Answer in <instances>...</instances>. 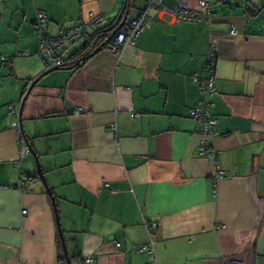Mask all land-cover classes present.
Listing matches in <instances>:
<instances>
[{
    "label": "crops",
    "instance_id": "obj_1",
    "mask_svg": "<svg viewBox=\"0 0 264 264\" xmlns=\"http://www.w3.org/2000/svg\"><path fill=\"white\" fill-rule=\"evenodd\" d=\"M146 5L0 0V264H67L60 228L72 264H264V0H215L212 23L152 10L120 53L104 47L44 74L40 11L58 36L93 15L129 22ZM211 37L218 62L204 94L195 74ZM204 99L214 136L190 114ZM30 174L39 181L18 187Z\"/></svg>",
    "mask_w": 264,
    "mask_h": 264
},
{
    "label": "built area",
    "instance_id": "obj_2",
    "mask_svg": "<svg viewBox=\"0 0 264 264\" xmlns=\"http://www.w3.org/2000/svg\"><path fill=\"white\" fill-rule=\"evenodd\" d=\"M218 2H229L231 0H217ZM197 7H192L189 4V0H147L145 9L134 19L125 23L114 35V38L109 41L105 47L120 53L127 46L136 42L141 32L149 25L150 22L155 20V10L157 14L160 12H168L172 14L177 21H205L212 23L215 19L216 13L214 11L215 0H198ZM50 23L48 15L40 11L37 15L35 22L36 30L41 38L40 52L38 56L47 61L48 67L57 66L59 68L68 65L71 61L70 52L71 48L75 45H84L88 42L89 31L88 27H101L106 25V21L101 15H93L88 24L81 23L78 26H72L69 29H64L61 33L52 37L48 34L47 29ZM233 33L236 29L233 28ZM25 53V52H24ZM218 62V45L217 39L211 37L209 40V49L207 54V60L205 68L202 74H195L196 80L201 82L203 93L206 94V86L211 92L214 91V77ZM11 114L13 117L19 114L13 105ZM191 116L202 122V131L208 136H214L216 134L217 119L210 112V102L204 99L198 106L192 108L190 112ZM14 126H20L19 122H14ZM31 151V148L27 140L22 138V146L20 148V155L24 156ZM201 154L206 158L215 162L216 172L214 173V179L223 178L227 175V172L223 170L219 164V152L217 148L211 143L209 139H205L200 147ZM39 181L36 175H26L18 182V187L23 190L26 189V182ZM158 225L157 222L153 223V226ZM120 246V243H118ZM154 246L143 245L137 248L138 251L150 250L152 251ZM88 258L87 261H91ZM229 264H243L240 260H233Z\"/></svg>",
    "mask_w": 264,
    "mask_h": 264
},
{
    "label": "trees",
    "instance_id": "obj_3",
    "mask_svg": "<svg viewBox=\"0 0 264 264\" xmlns=\"http://www.w3.org/2000/svg\"><path fill=\"white\" fill-rule=\"evenodd\" d=\"M124 14H125V11H123L121 16L124 17ZM118 24H119V22L115 21V22H112L108 25L97 27V29L93 33V35L89 32L90 35H89L88 42L84 45H81L80 49H78L76 52H70V54H69L70 59H71L70 63L64 67H61V68L77 67L86 58H88L89 56H91L95 52L99 51L100 49H103L105 47V45L114 38V35H112V33L119 26ZM52 37H56V36H52ZM75 46H79V45H75Z\"/></svg>",
    "mask_w": 264,
    "mask_h": 264
},
{
    "label": "water",
    "instance_id": "obj_4",
    "mask_svg": "<svg viewBox=\"0 0 264 264\" xmlns=\"http://www.w3.org/2000/svg\"><path fill=\"white\" fill-rule=\"evenodd\" d=\"M127 18H128V16L126 15L123 18L122 22L119 24V26L113 31L112 35H115L117 33V31L127 22ZM58 68L59 67H57V66H52L44 74H46V73H48V72H50L52 70L58 69ZM38 80H39V78L34 80L33 84H35ZM38 166H39V169H40V164L39 163H38ZM41 175H42V172H41ZM42 178H43V181H45L43 175H42ZM53 200L55 202V207H56V201H55V197L54 196H53ZM60 234H61L62 241H63V246H64V250H65V256H66L67 264H72L71 257L69 255V251H68V248H67V245H66V242H65L64 234H63V231L61 230V228H60Z\"/></svg>",
    "mask_w": 264,
    "mask_h": 264
}]
</instances>
